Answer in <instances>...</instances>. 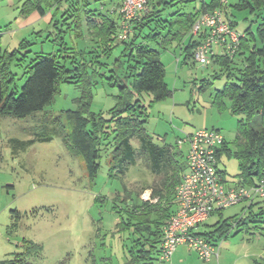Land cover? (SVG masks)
I'll use <instances>...</instances> for the list:
<instances>
[{
	"label": "rangeland",
	"instance_id": "374dc122",
	"mask_svg": "<svg viewBox=\"0 0 264 264\" xmlns=\"http://www.w3.org/2000/svg\"><path fill=\"white\" fill-rule=\"evenodd\" d=\"M28 1L11 0L12 5L18 8H12L8 13L5 9L13 6L0 8L4 22L2 30L5 33L2 44L8 50L20 46L25 31L20 30L17 35L8 31L19 25L22 8ZM118 1L92 0L90 6L107 11L115 8ZM182 1L167 9V12L183 7ZM206 1L211 3L213 0ZM67 2L73 1L60 2L58 10L44 3L48 13H53L55 19L51 24L41 18V35L37 32L26 33L27 39L32 40V45L26 48L31 50L30 55L58 52L63 46L60 35L76 51L95 45L85 28L83 35L77 37L79 28L73 23L70 26L64 23L60 27L55 26L57 18L67 16L69 22L73 19L70 13L75 11L63 14ZM237 2L228 0L225 6L228 18L234 21L238 31L245 32L250 28L256 34L260 21L248 9L237 8ZM201 3L202 0L185 2L184 9L200 8ZM32 11L37 10L27 14ZM81 12L84 14L83 10ZM117 15L116 11L113 16ZM252 33L248 34L249 38L253 37ZM155 47L160 50L163 59H173L172 65L165 60V79L173 95L149 107L147 132L159 145L168 142L177 151L179 143L181 150L188 152V144L180 142L188 133L201 127L220 129L228 141L231 154L225 152L220 157L219 167L230 183L239 182L240 165L233 154V141L241 116L232 114L228 107L221 109L214 102L216 90L222 88L227 79L226 75L215 76V73L221 72V65L213 62L202 66L191 60L188 64L180 63L178 66L176 58L182 56L175 45L165 49L158 44ZM121 50L118 47L110 58L103 59L109 69L118 67L115 72L100 68L98 73H94L93 68H89L93 83L91 86L86 85L93 92L90 110L105 118H110L120 94V88L111 83L109 76H122L123 65L116 63ZM69 51L73 52L72 49L65 52ZM70 55L79 56L76 53ZM13 69L19 73L17 86L21 88L26 77H22L21 68L13 66ZM84 86L81 82L64 81L60 83L54 99L43 110L23 117L0 114V264L15 262L17 255L24 253V239L33 240L43 248L41 254L28 259V264H123L128 258L134 231L126 229L121 223H129L128 205L131 201H137L138 192L143 197L151 194V190L148 194H145L146 191L141 193V187L154 182L155 174L146 156L141 154V143L134 138L133 153L128 151L125 154L124 164H118L111 171L109 151H104L98 175L94 178L88 175L84 158L69 148V129L66 116L62 113L79 107L77 100ZM145 98L146 103H149L150 95L145 94ZM61 114L59 122L57 117ZM180 155L177 153L176 159L179 168L183 169L185 158ZM119 169H123L122 173ZM186 169L187 165L184 171ZM245 206V203L233 205L224 209L221 215L214 212L207 221V225H210L208 230H212L221 218L244 216ZM254 209L257 211L256 206ZM15 211L20 214L18 221ZM229 220L233 223L232 218ZM204 227L202 225L201 230ZM218 248L219 258L212 259L209 264H253L257 260L264 263V223L248 222L241 226L240 231L235 227L227 238L219 241ZM152 264L207 263L196 251L180 245L169 261H162L159 257Z\"/></svg>",
	"mask_w": 264,
	"mask_h": 264
},
{
	"label": "trees",
	"instance_id": "16d2710c",
	"mask_svg": "<svg viewBox=\"0 0 264 264\" xmlns=\"http://www.w3.org/2000/svg\"><path fill=\"white\" fill-rule=\"evenodd\" d=\"M62 1L30 0L25 3L22 12L27 14L31 10H38L42 14L45 12L44 3L53 5ZM179 1L151 0L149 11L133 24L128 39L120 40V15L113 16L115 9H92L91 0H75L74 5L82 4L86 7L87 31L95 43L92 48L85 50L76 51L69 47L63 35H60L63 46L58 52L30 55L31 50H26L32 45L30 41L23 40L19 48L8 50L3 47L0 33V114L17 117L43 110L54 99L61 82H81L91 86L93 83L89 68H93L94 73H98L100 68L115 72L118 67L109 69L103 59L110 58L116 48H122L120 57L116 59L117 64L123 65L122 76H109L111 83L120 88L110 118L90 110L93 92L88 86L83 87V93L77 100L79 107L62 113L66 116L69 129V148L84 158L91 178L96 177L100 171L104 151H109L111 171L118 164H124L125 154L128 151L133 153L134 138L141 143V154L146 156L155 174V181L150 186L141 187V193L150 188L151 198H157V201L140 199L138 192L137 201H131L128 205L129 223H121L126 229L134 231L128 258L123 264H152L158 260L163 226L176 211L175 190L184 171V168H179L176 159L179 151L174 152L168 144H157L147 132L149 107L173 95L165 79L166 68L160 58V50L155 46L158 44L167 48L177 41L188 57L194 58V49L199 39L191 35L192 26L202 11H212L218 6V0L211 3L203 1L200 8L185 10V2L196 0H183V7L167 12ZM77 5L74 10L78 11L80 6ZM235 6L248 9L260 22L256 34L250 28L245 31L235 57H213L214 62L221 65V72L215 73V76L227 77L224 86L216 90L214 102L221 109L228 107L232 114L241 116L233 141V154L240 165V181L237 183L250 185L264 177V0H238ZM77 28L82 30L80 20L77 21ZM82 31L79 36L83 35ZM249 33L253 37L249 38ZM186 40H189L188 44L184 45ZM68 49L73 52H65ZM74 53L79 56L70 55ZM13 66L21 68L22 77H26L21 88L17 86L19 73ZM145 94L151 96L149 103H146ZM61 117L62 114L57 117L59 122ZM225 152L231 154L226 139L219 151V158ZM122 170L118 171L122 173ZM262 202L264 198L257 199L243 208L244 216L221 218L212 230H200L199 233L218 244L235 227L240 231L241 226L248 222L264 223ZM222 211L217 210L216 213L221 215ZM15 217L18 221V211H15ZM22 246L24 253L18 254L15 262L3 264H28V259L33 255L38 256L43 249L39 243L29 239H24ZM253 264L262 263L255 261Z\"/></svg>",
	"mask_w": 264,
	"mask_h": 264
},
{
	"label": "built area",
	"instance_id": "2783aa9c",
	"mask_svg": "<svg viewBox=\"0 0 264 264\" xmlns=\"http://www.w3.org/2000/svg\"><path fill=\"white\" fill-rule=\"evenodd\" d=\"M151 0H119L114 8L120 15V40L132 33L133 24L149 11ZM228 0H218L212 11H202L196 18L191 35L202 41L194 50V59L202 66L209 65L219 47L223 56L235 57L244 32L238 31L228 18ZM113 10V9H112ZM226 15V16H225ZM187 169L175 190L176 211L163 226L162 261H169L178 246L186 245L208 262L219 258L218 244L200 234L201 226L217 210L239 203L249 206L264 198V177L250 185L230 183L219 167V151L225 136L219 129L200 128L187 135Z\"/></svg>",
	"mask_w": 264,
	"mask_h": 264
},
{
	"label": "crops",
	"instance_id": "0c3cea01",
	"mask_svg": "<svg viewBox=\"0 0 264 264\" xmlns=\"http://www.w3.org/2000/svg\"><path fill=\"white\" fill-rule=\"evenodd\" d=\"M73 2H67L66 4H67V6L64 8V11H63V14L64 13H66L67 11H75L74 13H70V16H74L73 17V19L69 22V21H67L68 20V17L67 16H64L63 18H61V19H59V18H57L56 20H55V26H57V27H60L59 25L60 24H68L69 26L70 25H72V23L75 25V27L77 28V21L78 20H80L81 21V29L83 30V28H85L86 30H87V18L85 17V6L84 5H82V4H76L77 5V7L78 6H80V10H74V8H75V6L76 5H74L75 3H74V1L75 0H72ZM203 1H205L206 3H208L206 0H202V2ZM60 2H58V3H55V4H53V5H51L52 7H54L55 6V8H54V10L56 9V10H58L59 9V7H58V4H59ZM91 3H92V0H91ZM202 4V3H201ZM91 5V4H90ZM9 7V6H13V7H10V8H8V9H5L6 11H7V13L13 8V10H15L16 8H18V6L17 5H12V3H11V0H0V8L2 7V8H5V7ZM90 8H92V9H98L97 7L96 8H93V7H91L90 6ZM112 9H114V7L112 8ZM111 9V10H112ZM83 10V12H84V14L81 12ZM35 12H37V13H35ZM74 14V15H73ZM41 18H44V19H46L47 20V23H53V20L55 19L54 18V15H53V13L52 14H50V13H48V9H47V7H45V12L44 13H42L41 14V12L40 11H32L31 12V14H24L23 13V15H22V20L20 21V23H19V25L15 28V29H13L12 31H8V32H13V35H17L18 34V32L21 30V32H24L23 33V38H21V41H23V40H28V41H32V40H29V39H27V36H26V33H27V35L29 34V33H33V32H37V34H40L41 35V33H42V31H43V29L41 28L42 26V21H40L41 20ZM4 22H3V16H0V33L2 34V39H3V37H5V33H4V31L2 30V27L4 26V24H3ZM41 23V25H39ZM119 23H120V20H119ZM38 25V26H36V25ZM37 28H38V30H37ZM63 29L64 28H62V31H63ZM26 30L28 31V32H26ZM82 30H80V31H82ZM80 31H78L77 32V37H80L78 34H79V32ZM84 31V30H83ZM82 31V32H83ZM245 33V32H244ZM194 39H199V43L202 41V38L200 37V36H196V37H194ZM18 41H20V40H18ZM21 41H20V43H21ZM188 41L189 40H186L185 41V43H184V45H187L188 44ZM198 43V44H199ZM173 45H175V48H178V51L180 52V55L182 56V57H177L176 59V64L179 66V64L180 63H182V64H188L189 63V61H195V59L194 58H192V57H188V55H187V53H186V51H184L183 49H182V47L179 45V43L177 42V41H174L170 46H168L167 48H169V47H171V46H173ZM198 46V45H197ZM196 46V47H197ZM195 47V48H196ZM165 49V48H164ZM195 50V49H194ZM217 56H223V54L221 53V50H220V48L219 47H216V54H215V56H212V61H211V63H213L214 62V58L213 57H217ZM160 58H161V60H162V62L164 63V65H165V68H166V71H167V65H166V63H165V60L166 59H163L161 56H160ZM166 62H168L170 65H172L173 64V59H172V57H171V59L170 60H166ZM215 63V62H214ZM167 82V81H166ZM168 84V83H167ZM168 86H169V84H168ZM151 97V96H150ZM151 99V98H150ZM174 112V111H173ZM150 119V118H149ZM148 124V123H147ZM201 128H203V127H201ZM197 129H200V128H196L195 130H197ZM195 130H193L192 132H190V133H188L187 135H189V134H192ZM220 130V129H219ZM180 142H182L181 140H180ZM164 144H168V145H170L171 147H172V149H173V151L175 150V148L173 147V145L171 144V143H168V142H164ZM177 147L179 148L178 149V151L179 152H181V155L182 156H184V158H185V166L187 165V151H183V150H181V147H180V145H179V143H177ZM177 151V152H178ZM175 152V151H174ZM178 152V153H179ZM180 155V156H181ZM176 158H177V153H176ZM185 166H184V168H185ZM153 183V182H152ZM151 183V184H152ZM150 184V185H151ZM150 185H148V186H150ZM150 188H148V189H146L145 191H146V193L145 194H148L149 192H150ZM144 191V192H145ZM152 192V191H151ZM145 196H147V197H143L141 194H140V199L142 198V199H144V200H150L151 202H155V201H157V198H151V194L150 195H145ZM208 221V220H207ZM207 221H206V225H205V227H204V229H203V231H207L208 230V227H209V225H207ZM207 226V227H206ZM189 249V248H188ZM191 250V249H190ZM212 261V260H211ZM211 261H208V262H204V263H207V264H209V263H211ZM257 261H259L260 262V260H257ZM262 264H264V263H262Z\"/></svg>",
	"mask_w": 264,
	"mask_h": 264
}]
</instances>
